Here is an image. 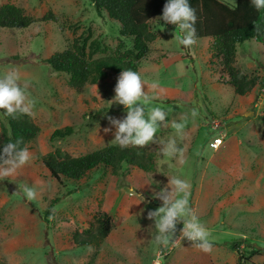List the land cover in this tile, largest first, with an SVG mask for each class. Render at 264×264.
Wrapping results in <instances>:
<instances>
[{
  "label": "rangeland",
  "instance_id": "374dc122",
  "mask_svg": "<svg viewBox=\"0 0 264 264\" xmlns=\"http://www.w3.org/2000/svg\"><path fill=\"white\" fill-rule=\"evenodd\" d=\"M8 3L37 19L52 12L56 21L24 30L0 28V76L18 68L21 84L28 83L27 94L35 101L36 116L31 118L40 128L28 149L30 164L0 180V264H237L240 254L232 241L240 240L245 253L250 251L246 244L264 248V89L236 95L225 84L217 59L211 58L212 39L185 49L174 37L179 34L176 26L153 20L157 40L138 71L145 91L155 97L153 105L168 111L169 123L185 122L182 137L171 126L156 133L161 142L177 139L183 163L163 157L160 146L150 144L142 147L156 154L149 172L124 165L113 175L99 167L80 182H61L51 176L42 157L56 149L80 157L117 145L111 143L115 128L108 117L123 119L127 109L111 102L120 74L110 73L77 91L68 74L53 71L45 61L86 38L109 49L94 58L110 56L121 41L120 24L98 14L89 0H0V5ZM237 66L248 75L263 76L264 46L255 41L239 45ZM2 120L0 112V124ZM68 127L74 131L71 136L52 140L54 132ZM105 128L111 132L105 134ZM214 138L223 140L217 151L210 148ZM172 176L190 183L189 204L211 232V252L187 239L166 247L157 242L155 222L147 213L162 206L155 194ZM25 182L37 187L35 200L20 192ZM54 199L61 201L47 224L45 209ZM98 213L113 218L109 237L101 247L78 246L75 233L85 232ZM182 227V222L177 225V237ZM247 264H264V254Z\"/></svg>",
  "mask_w": 264,
  "mask_h": 264
},
{
  "label": "trees",
  "instance_id": "16d2710c",
  "mask_svg": "<svg viewBox=\"0 0 264 264\" xmlns=\"http://www.w3.org/2000/svg\"><path fill=\"white\" fill-rule=\"evenodd\" d=\"M98 14L106 13L120 24L121 41L110 56L94 58L105 54L97 41L89 44L88 38L75 40L73 45L52 55L45 62L53 71L69 75V85L83 91L89 84L103 81L110 73L121 74L123 70L139 71L140 63L151 53L150 45L157 40L158 33L152 30L151 21L162 16L167 0H89ZM197 10L195 25L200 39H212L211 58L217 59L220 72L227 77L225 84L231 86L236 95L245 97L255 88L264 89V75H248L237 66L238 46L255 41L264 46V9L256 10L251 0H236L232 5L226 0H189ZM56 21L52 12L41 19L27 15L25 10L14 4L0 5V28L24 30L37 22ZM126 41L131 42L128 48ZM0 124V151L8 142L22 140L21 147H27L36 140L40 128L27 115L17 114L15 118L5 114ZM74 133L70 127L57 130L52 140H61ZM156 154L144 148L107 145L89 154L72 157L61 149H56L42 157L51 176L57 181L80 182L93 170L104 167L113 175H119L124 165L149 172L154 167ZM61 200L54 199L45 209L47 224L54 217L53 208ZM114 228L113 218L107 213H98L83 232H76L74 242L78 246L101 247ZM172 245V243H170ZM250 251L240 250L241 241H232V249L238 251L237 264H247L254 256L264 254V248L246 244ZM214 246V245H213ZM167 249V248H165Z\"/></svg>",
  "mask_w": 264,
  "mask_h": 264
},
{
  "label": "clouds",
  "instance_id": "9594fccd",
  "mask_svg": "<svg viewBox=\"0 0 264 264\" xmlns=\"http://www.w3.org/2000/svg\"><path fill=\"white\" fill-rule=\"evenodd\" d=\"M251 3L258 11L264 9V0H251ZM157 20L176 26L179 34L174 33V37L185 49H192L198 43L199 37L195 27L198 22L197 10L192 7L189 0H167L162 16ZM95 87L97 88V85ZM156 87L155 83L151 85L152 89ZM27 88V82L21 84L18 68L12 67L6 71L0 76V110H4L6 115L13 118L17 114L35 118V101L29 98ZM114 92L115 97L111 102L124 106L127 112L123 119L108 117L109 124L115 128L114 140L111 143L119 145L122 149L156 144L160 146L159 152L163 157H178L183 163L184 150L179 146L177 139L161 142L156 133L161 128L171 126L177 137H182L185 122L172 120L169 123L168 111L161 106L153 105L155 97L145 91V82L139 72L123 70L117 79ZM196 115V110H193L192 116ZM104 132L105 134L111 132V128H105ZM22 143L23 141L18 139L3 145L0 151V180L16 175L19 170L30 164L32 155L27 147H21ZM190 187V183L179 176L168 178V184L155 194V198L162 202V206L149 210L147 218L155 222L156 240L165 247L169 243L181 244L182 240L187 239L192 242L193 247L211 252L213 248L211 232L199 221L189 204ZM20 192L29 201L35 200L38 195L37 187L27 182L20 187ZM13 194L19 193L16 191ZM138 197L144 201L143 196ZM181 222L183 227L177 237V225Z\"/></svg>",
  "mask_w": 264,
  "mask_h": 264
},
{
  "label": "built area",
  "instance_id": "2783aa9c",
  "mask_svg": "<svg viewBox=\"0 0 264 264\" xmlns=\"http://www.w3.org/2000/svg\"><path fill=\"white\" fill-rule=\"evenodd\" d=\"M222 144H223V140L221 138H214L210 143V148L217 151L222 146ZM158 264H160V262H158Z\"/></svg>",
  "mask_w": 264,
  "mask_h": 264
}]
</instances>
